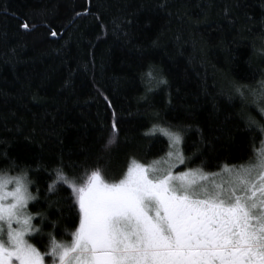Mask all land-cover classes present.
Wrapping results in <instances>:
<instances>
[{
	"label": "trees",
	"instance_id": "trees-1",
	"mask_svg": "<svg viewBox=\"0 0 264 264\" xmlns=\"http://www.w3.org/2000/svg\"><path fill=\"white\" fill-rule=\"evenodd\" d=\"M259 85L264 0H0V173L27 172L29 242L47 253L78 226L57 166L119 180L165 154L159 129L181 132L182 168L251 162L264 116L241 92Z\"/></svg>",
	"mask_w": 264,
	"mask_h": 264
},
{
	"label": "snow or ice",
	"instance_id": "snow-or-ice-1",
	"mask_svg": "<svg viewBox=\"0 0 264 264\" xmlns=\"http://www.w3.org/2000/svg\"><path fill=\"white\" fill-rule=\"evenodd\" d=\"M153 73L149 66V82L166 83ZM160 131L169 138L167 157L184 163L181 132ZM163 163L133 159L119 180L96 168L80 183L57 166L49 190L60 182L71 189L79 222L70 242L52 237L47 253L26 238L39 231L27 211L35 199L27 172L0 174V264H45V255L51 264H264V154L235 173L225 166L231 178L221 183L206 182L203 174L197 179L201 170L173 172L174 163Z\"/></svg>",
	"mask_w": 264,
	"mask_h": 264
},
{
	"label": "rangeland",
	"instance_id": "rangeland-1",
	"mask_svg": "<svg viewBox=\"0 0 264 264\" xmlns=\"http://www.w3.org/2000/svg\"><path fill=\"white\" fill-rule=\"evenodd\" d=\"M262 85L258 86V87H255V88H252V89H246L245 92H244V96L247 100L252 99V101L254 102V104L258 105V107L260 108V112H262L263 116H264V111H262V109H264V99L260 97V93L262 92ZM166 129V128H165ZM169 130V129H168ZM172 131V130H170ZM159 132L163 133L162 131H160L159 129ZM164 134V133H163ZM167 140H168V149L167 151L165 152V154L161 157V158H158L154 161H161V164L159 166H166L163 161L164 160H169L170 163H174V168H173V172H182V171H186L188 169H193V170H200V169H197V168H182V164L183 163H179L178 161L175 160V156H173L172 158H168L167 157V153L169 152L170 150V147H169V138L167 135H165ZM179 148H180V145H179ZM173 151V153H175L176 149L173 147L171 149ZM181 150V148H180ZM261 154H264V142L261 146V148L258 150V153L256 155V158L253 159L251 162L249 163H245V164H241V165H238L236 167H228L229 169H232V172L235 173L236 170H239L241 169L242 167L246 168V167H249L251 165H255V164H258L259 162V158H260V155ZM153 162V161H152ZM150 162V163H152ZM0 174H6L10 177H15V176H18L20 174H11V173H0ZM200 174H203L207 177V181L206 182H212V181H215L216 183H221L223 181H227L231 178L230 174L228 173V171L226 170V168H223L222 170L220 171H216V172H204V171H201V173H198L197 174V179H199V175ZM14 187V185H9V188H12ZM30 202V201H29ZM28 211V210H27ZM27 238V237H26ZM29 241V240H28ZM51 259H50V262L47 261L46 257H45V264H51Z\"/></svg>",
	"mask_w": 264,
	"mask_h": 264
}]
</instances>
